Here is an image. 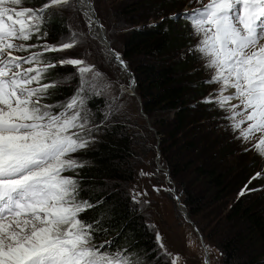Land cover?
<instances>
[{
	"label": "snow or ice",
	"instance_id": "obj_1",
	"mask_svg": "<svg viewBox=\"0 0 264 264\" xmlns=\"http://www.w3.org/2000/svg\"><path fill=\"white\" fill-rule=\"evenodd\" d=\"M30 2L0 0V264H147L146 253L116 247L113 241L98 242L108 234L104 215L82 216L103 203L81 197L83 180L77 170L89 162L74 154L96 142L101 125L87 101L108 86L103 85L106 74L85 59L45 57L84 44L89 35L98 37L92 0H47L39 8L23 6ZM194 2L200 6L180 14L190 24L189 35L197 39L189 52L197 54L210 73L201 83L217 85L200 103L221 111V119L238 133L236 139L255 140L245 152L255 150L264 159V0ZM61 6L78 10L88 32L70 30L55 45L27 43L33 36L46 40L48 32L41 30L50 22L48 9ZM34 48L41 51H31ZM107 52L128 70L119 53L110 47ZM58 65L73 66L75 72L41 83ZM74 78L78 85L71 96L44 102L50 99V88ZM112 114L105 112L104 120ZM140 175L154 173L141 170ZM261 176L257 172L249 183ZM257 190L245 185L240 195ZM129 195L133 203H140L147 193L132 189ZM155 239L154 259L179 264L180 255L168 250L158 230Z\"/></svg>",
	"mask_w": 264,
	"mask_h": 264
},
{
	"label": "trees",
	"instance_id": "obj_2",
	"mask_svg": "<svg viewBox=\"0 0 264 264\" xmlns=\"http://www.w3.org/2000/svg\"><path fill=\"white\" fill-rule=\"evenodd\" d=\"M46 2L31 0L23 6L40 7ZM113 2L115 18L123 22L122 30L130 28L124 35L123 52L135 73L143 110L154 118L153 127L161 138L126 111H121L111 121L104 120L108 102L104 97L92 96L87 104L95 113L100 130L96 142L75 156L89 162L77 170L83 180L81 197L91 198V203L98 200L103 203L82 216L104 215L108 234L101 235L98 242L113 241L116 247H132L146 253L147 264H157L154 259L157 251L155 233L129 193L141 157L148 156L153 151V144L160 139L162 164L169 170L177 192L206 243H212L219 250L221 264H264L263 181L258 178L249 183L261 163L252 152L239 153L219 132L223 114L218 109L210 110L214 109L213 105L196 103L207 90L202 89L203 80L194 75L195 56L180 57L187 39L176 30L172 23L174 19L169 18L165 10L170 4L169 9H179L181 1ZM160 17L163 20L156 23L154 19ZM46 18L50 22L41 30V34L47 30L46 40H37L33 36L32 44L55 45L69 35L65 20L56 11ZM45 57L59 59L56 52L45 53ZM73 72L75 69L71 66L58 65L49 70L41 83ZM77 85L75 78L57 84L49 89L50 99L44 102L64 100L73 94ZM211 121L217 123L211 124ZM245 185L259 190L241 196ZM200 214H203L201 219L197 217Z\"/></svg>",
	"mask_w": 264,
	"mask_h": 264
},
{
	"label": "rangeland",
	"instance_id": "obj_3",
	"mask_svg": "<svg viewBox=\"0 0 264 264\" xmlns=\"http://www.w3.org/2000/svg\"><path fill=\"white\" fill-rule=\"evenodd\" d=\"M180 1L182 7H179V9L176 10L169 9L171 4L167 5V8L165 10H167L169 18H171L176 12L181 11L182 9H190L192 7L200 6L199 4L195 3L194 0ZM206 1L208 0H204L205 3ZM92 3L95 6V11L98 15L99 20L106 28L107 39L111 42L115 50L120 53H124V35L129 31L130 28L122 30L123 22H120L115 18V7L113 0H92ZM33 7L39 8V6ZM53 11H56L57 14L63 17V19L65 20V24L68 26L69 30L77 32L83 31L85 33L88 32L85 17L75 8L63 6L52 7L48 9L49 15H51ZM186 11L191 12L192 9ZM162 12L163 11H161V13ZM169 13L174 14L172 15ZM154 20L156 21V23H161L163 18H155ZM172 23L176 30L179 31V33L185 35V38L187 39L186 46L180 51V57H188L189 54L194 55V67H196L194 74L195 77L201 78L202 80L209 78L210 73L205 72L203 62L197 59V54L189 52V48L197 43V39H193L189 35L191 32L190 24L187 22H183L181 18L172 20ZM67 36H64L63 39ZM98 38L99 36L93 39L92 36L89 35L86 43L77 44L73 49L70 50L56 52L58 58L63 59L66 57H70L85 59L88 64L95 65L100 72L106 74L103 81V85L108 86H102V90L98 89L100 90V95H95L98 97H104L108 102V106L104 110V113L109 111L113 113L110 118L106 121H111L113 120L112 118L119 115L121 111H126L133 117V119L137 120L140 125L145 124L150 128V124L152 126L154 124V118L149 117V123L146 117L141 112L140 102L137 96L132 95L130 93H124L125 88H127V86L129 85V76L126 72L122 70L120 66L115 63L111 54L107 52L106 47L101 43ZM30 42L31 40L27 43L30 44ZM16 54L19 55L18 53ZM128 64L130 66V63ZM216 87L217 85L214 84H203L202 89L207 90L206 95H208V93L213 91V89H215ZM206 95L201 96V99L196 101V103L200 102ZM222 121L223 124L219 127V132L223 133L224 136L228 138V141L233 143L234 149H236L239 153H241V151L245 152L246 148H251L252 144L256 142L255 140H253L248 143H245L242 140L236 139V135H238V133H234L231 128L228 127V124L225 120L222 119ZM216 123V121H211V124ZM142 132L144 133L145 131L142 130ZM155 134L158 138L157 134L159 133L155 131ZM159 136L161 138L160 134ZM230 137H232V139H230ZM157 148L160 149V142H157V144H153V151L148 156L141 157V160L137 164L136 178L133 184L131 185V190L136 189L137 191L147 193L146 196H142L139 198L140 203H137V205L139 206V211L145 216L148 225L156 226L155 229L151 228L152 231H154V233L156 234V231L158 230L162 234V236L164 237V243L168 250L172 253H178L180 255L181 260L179 264H206L205 249L201 243V240L196 235L193 227L187 221L185 216L179 211L176 204L175 196L171 191L173 185L171 183V185H169V183L166 181V175L164 170L159 168V164L157 162ZM247 152L254 153L256 161L261 163L258 172L262 173L260 179L263 181L262 187L264 189V159L257 155L255 150H250ZM160 164L164 168H166L162 164V158ZM141 170L146 173H154V175L151 177L141 176ZM156 188H159L160 191H156ZM202 216L203 214H200L197 217L201 219ZM207 245L210 252L211 264H221V254L219 250L212 243ZM157 264H163V258H161L159 262L157 261Z\"/></svg>",
	"mask_w": 264,
	"mask_h": 264
},
{
	"label": "water",
	"instance_id": "obj_4",
	"mask_svg": "<svg viewBox=\"0 0 264 264\" xmlns=\"http://www.w3.org/2000/svg\"><path fill=\"white\" fill-rule=\"evenodd\" d=\"M94 6V5H93ZM95 8V6H94ZM96 10V9H95ZM95 15L96 17L98 18V15L95 11ZM98 21L99 23L98 24H95L94 26L98 28V31H99V40L101 41V43L106 47V49H108L109 47L111 49H113L115 52L119 53L121 58L126 62V64L128 65V74H129V78H130V81H131V84L127 86V88H125L124 90V93H130L132 95H135L137 96L139 102H140V109H141V112L142 114L146 117V119L148 120V122L150 123V120H149V116L144 112L143 110V101L141 99V96L137 93V79H136V76H135V73L134 71L130 68L129 66V62L126 60L125 58V55L124 53H120L118 52L117 50H115L111 44V42L107 39V34H106V28L105 26L101 23V21L99 20L98 18ZM99 25H103V28H101ZM104 37H106V40L104 39ZM113 58V57H112ZM114 59V58H113ZM115 63L120 66L116 60L114 59ZM121 67V66H120ZM134 81V83H133ZM130 89V91L128 90ZM196 104V103H194ZM150 128L153 129L154 131L157 132V130L150 124ZM158 138L160 137L159 134H157ZM160 142V139L158 141V143ZM157 151H158V156H157V162L159 164V168L164 170L165 172V175H166V181L169 183V185H173V187L171 188V191L172 193L174 194L175 196V200H176V204H177V207L179 209V211L185 216V218L187 219V221L190 223V225L193 227L196 235L199 237V239L201 240V243L205 249V262L206 264H211V258H210V252H209V248H208V245L205 241V237L204 235L202 234V232L200 231V229L198 228L197 224L192 220V218L190 217L189 215V211L187 209V206L183 203L180 195L177 193V190H176V187H175V183L174 181L171 179V176H170V173L169 171L164 168L160 162H161V151L159 148H157ZM171 183V184H170Z\"/></svg>",
	"mask_w": 264,
	"mask_h": 264
},
{
	"label": "bare ground",
	"instance_id": "obj_5",
	"mask_svg": "<svg viewBox=\"0 0 264 264\" xmlns=\"http://www.w3.org/2000/svg\"><path fill=\"white\" fill-rule=\"evenodd\" d=\"M94 28H95V32L96 33H98V36H99V31H98V28L97 27H95L94 26ZM99 39V38H98ZM99 41V40H98ZM123 70V69H122ZM124 71V70H123ZM124 72H126L127 73V75L129 76V74H128V72L127 71H124ZM131 84V81H130V78H129V85ZM130 90V89H129Z\"/></svg>",
	"mask_w": 264,
	"mask_h": 264
}]
</instances>
